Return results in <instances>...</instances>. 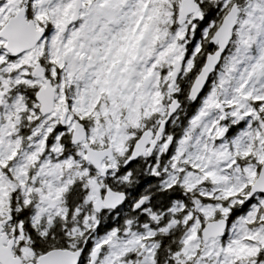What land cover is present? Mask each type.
<instances>
[{
    "label": "snow or ice",
    "instance_id": "1",
    "mask_svg": "<svg viewBox=\"0 0 264 264\" xmlns=\"http://www.w3.org/2000/svg\"><path fill=\"white\" fill-rule=\"evenodd\" d=\"M0 264H264V0H0Z\"/></svg>",
    "mask_w": 264,
    "mask_h": 264
}]
</instances>
